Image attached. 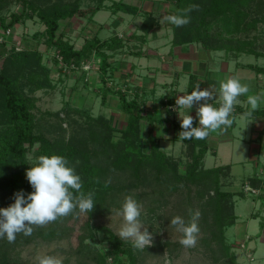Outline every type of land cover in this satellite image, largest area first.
Returning <instances> with one entry per match:
<instances>
[{
	"label": "trees",
	"instance_id": "obj_1",
	"mask_svg": "<svg viewBox=\"0 0 264 264\" xmlns=\"http://www.w3.org/2000/svg\"><path fill=\"white\" fill-rule=\"evenodd\" d=\"M9 0H0V8ZM22 5L21 11H13L9 13V19L0 15V30L3 35L7 29L14 27L16 23L22 22L26 18L36 16L44 25V29L36 36H45V44L48 49L53 50V60L55 63L61 62L59 71L64 68L75 71V68H81L84 58H88L91 54L99 58V88L102 92V101H105L106 93L115 91L118 94L119 104L128 114L126 126L121 128L122 134L126 138L125 141L114 142L105 138V142L112 146L113 160L112 165L124 168L130 166L136 180L140 181L141 170L146 159L151 160V169L154 171V181L150 191L156 193L154 199L157 203L150 208L159 206L162 197L178 194L176 197L177 212L166 216L165 220L171 221L175 216H181L186 223L190 222L192 214L196 212L197 207L200 208V217L198 219L199 233H203L207 228L210 233L208 236L202 237L204 243L211 240L217 241L220 247H227L223 242V228L234 222L235 215L229 210L225 202L228 197H232L233 193L227 190H220V179L218 169L204 168L202 166V158L206 150L203 140L195 138L183 140L190 148L191 161L184 174L178 172L176 163L162 151L155 141V137L151 132L147 133V141L150 146L148 152L142 149L139 137L140 120L142 118L141 108L137 100L128 97V93L122 90H114L107 84V76L109 75L110 63L108 61L109 54L107 51H113L122 46V41L117 39L115 35L108 38L100 39L96 35L84 39L80 48L64 38L63 31H59L60 21L66 18H73L75 15L83 16L85 11L80 7V0H14ZM173 3L172 15L183 14V10L190 5H199V10H193L187 15L190 17V23L182 27H176L171 24L173 32V42L186 43L191 41H200L204 46L209 48H221L233 50L236 52L245 51L255 55H264L251 46V40L239 37L240 33H246L257 28L258 23H264V0H170ZM125 3L121 0H110L109 4H104L102 0L95 3L89 9L88 21L92 20V16L98 10L108 9L111 13L118 10H124ZM141 25L149 27L155 21L153 17H148ZM149 21V22H147ZM219 27L214 30L213 27ZM214 30V33L211 32ZM225 33V34H224ZM4 42H0V48ZM8 54L12 62L20 64L19 73L10 76L0 69V117L5 121L0 129V203L3 202L7 208L14 201V194L24 191V179L26 178V154L31 147L38 142V156L60 155L67 160H71L78 156L81 160V169L86 179L82 182V192L87 195L92 193L96 185L102 182L99 176L106 170L91 160V153L95 151L88 148H82L70 143L55 148V143L51 141L41 131L36 132V114L33 111L36 107V97L34 95H26L18 88V80L26 79L32 84L33 89H49L54 84L48 77V70L42 61V54L37 49L16 48L11 46L6 52L0 55ZM28 74H25L26 71ZM258 71H264V67H257ZM86 70L81 68V74ZM80 74V75H81ZM106 129H112L111 125L104 121ZM194 127V125H193ZM93 142L98 138L92 136ZM135 140V142L133 141ZM134 144V146H133ZM119 145L121 148H118ZM93 154V153H92ZM136 156V159H134ZM172 178V179H171ZM165 185V187L163 186ZM111 187V185H106ZM213 189V194H209V190ZM208 191V192H207ZM167 192V194H166ZM207 192L208 196L205 197ZM147 193V192H146ZM148 194V193H147ZM166 194V195H165ZM27 197V196H25ZM203 197L205 202L202 201ZM103 210L107 209L105 201L100 199ZM207 205V206H206ZM208 207V208H207ZM2 208V207H0ZM214 210V211H213ZM212 217L210 218V212ZM92 212V211H91ZM91 212L89 213L91 215ZM64 218V217H63ZM58 218L55 222L44 226L42 232L51 238L62 237L65 234V228L59 224ZM211 219V221H210ZM89 231L87 236H92V228L102 230L104 234H108L110 247L105 253L94 249L89 243H85V235L78 236L77 251L81 255L87 256L91 254V258L84 260V264L95 262V264H106V255L113 256L114 264H123L122 256L126 257L128 264H137L135 251H141L132 246V241L121 240L119 236L105 225L92 226L86 223ZM206 234V232L204 233ZM32 236V235H31ZM23 233L17 234L14 243H9L5 238L0 242V254L4 258L5 253L11 246L20 242ZM29 237V236H27ZM26 238V237H24ZM28 240V239H26ZM174 244V243H173ZM161 247V242L156 241L144 250H151L150 247ZM5 247V248H4ZM228 250V247H227ZM233 262V261H232ZM200 264H207L205 260Z\"/></svg>",
	"mask_w": 264,
	"mask_h": 264
},
{
	"label": "rangeland",
	"instance_id": "obj_2",
	"mask_svg": "<svg viewBox=\"0 0 264 264\" xmlns=\"http://www.w3.org/2000/svg\"><path fill=\"white\" fill-rule=\"evenodd\" d=\"M98 1L100 0H80V7L85 11V14L83 16L75 15L73 18H66L60 21L58 32L63 31L64 38L68 39L76 48H80L84 42V35H93V29L96 27L87 32L83 31V29L91 25L89 24L91 21H88L89 9ZM102 2L109 4L110 0H102ZM21 8L22 5L20 3L9 0L4 3V6H1L0 15L5 16L8 20L10 12H20ZM108 11L110 12V10ZM108 11L98 10L95 18L99 21L108 20ZM43 29L44 25L36 16L26 18L9 29V33L5 38L6 42L0 48L1 52H7L11 46L19 49L30 48L37 49L42 54V61L46 65L48 77L54 87L34 90L32 84L26 79L19 77L18 80V88L24 94L36 97V107L33 110L36 114L35 131L43 132L45 136L55 143V148L61 146V143L64 145L70 143L94 150L95 153H91L90 160L106 171L99 176L102 183L96 185L92 191L94 207L91 215L89 213L81 214L77 208L68 216L61 217L59 224L65 228V234L62 237L51 238L42 232L44 227L34 226L32 236L21 237L22 240L11 246L5 253L4 258L2 253L0 254V264H37L36 257L41 255L62 257L63 264H84V260L91 258L92 253L87 256L78 253V236L80 235L86 236L84 239L85 243H89L94 249L105 253L110 247L108 234H104L102 230L92 228V236H87L89 231L86 223L91 224L93 227L105 225L118 236V232L124 223L123 217L119 213L122 211V205L127 196H132L143 206L139 218L140 222L151 233L152 243L159 241L162 245L161 247H150L149 249L151 250L146 251L136 250L137 264H200L203 260L207 264H252V260L259 261L263 249H258L255 254L250 253L252 250L250 247H245L244 242L236 241L234 229L231 232H227L230 225H226L223 228V242L227 245L228 250L227 247H220V244L214 240H211L208 244L203 242L202 237L204 238L210 234L207 228H204L206 229V234H204L205 232L198 233L195 247L185 248L179 243L182 234L171 226L169 220H165L168 213L177 212L174 204L178 199L176 197L178 194L169 196L166 192L168 196L162 197L160 205L153 209L150 208L152 205L157 204L154 200L157 197L154 195L156 193L152 194L151 192L150 194V191L153 190L151 185H153L155 175L151 169V160H145L141 170V177L139 178L141 179L140 181L136 180L137 178L133 175L130 166L119 168L112 165L113 148L104 140L108 137L109 140L114 142L125 141L126 138L122 134L121 127L126 126V121L122 122V124L121 122L119 123L120 119L118 120L116 102L108 101V103H105L102 101L100 88L94 86V82H100L99 58L94 61L91 58L82 60L83 62L90 60L93 63L91 67L86 64L87 67L89 66L85 71L88 72L87 74L85 72L81 74V68H75V71L64 68L63 71H59V67L62 64L61 62H54L53 50L47 48L45 36L35 35V33H40ZM213 29L218 30L219 27L216 25ZM214 30H211V32L214 33ZM1 32L2 30H0ZM239 37L251 40V46L264 54V23H258L257 28L249 32L240 33ZM8 57V54L0 55V69L14 77L19 73L20 64L19 62L13 63ZM28 71L25 74H28ZM110 77V75L106 77L109 85H111L110 81H112ZM93 78L95 79L93 80ZM109 93H113L118 97L115 91ZM118 99L116 100L119 101ZM4 121L5 119L0 117V122L3 123ZM104 121H107L113 128L106 129L103 125ZM145 126L146 124L140 120V144L142 149L148 152L150 146L148 145ZM1 127H3L2 124H0V129ZM92 136L98 138V141L95 140L93 142ZM133 141L135 142V140ZM38 147L39 143L36 142L26 154L27 170L34 166L39 157ZM118 148H121V146L119 145ZM162 149L171 160L175 161L178 172L184 174L186 167L191 161L188 145L184 144L170 150L168 145H162ZM134 159H136V156H134ZM68 162V166L74 168L75 173L80 176L81 182H83L86 176L82 172L80 158L76 156L68 160ZM106 185H111V187ZM163 186L165 187V185ZM23 187L25 196L33 191L27 179H24ZM224 188L226 189L221 182L219 189L224 191ZM207 192L205 197L208 196ZM74 194L78 195V193ZM209 194H213V189L209 190ZM2 196L1 194L0 197ZM100 199L105 201L107 209L103 210L104 205L101 206ZM202 201L205 202L204 197ZM233 201L232 197H228L225 202L229 210L232 209L231 211L234 213ZM4 204L1 202L0 207L3 208ZM196 211L200 213V208L197 207ZM213 211L210 212V218L213 216ZM141 231H143V228ZM122 261L123 264H128L125 256H122ZM91 264H95V262L91 261Z\"/></svg>",
	"mask_w": 264,
	"mask_h": 264
},
{
	"label": "crops",
	"instance_id": "obj_3",
	"mask_svg": "<svg viewBox=\"0 0 264 264\" xmlns=\"http://www.w3.org/2000/svg\"><path fill=\"white\" fill-rule=\"evenodd\" d=\"M121 1L126 5L124 10L111 13L103 9L109 12L106 21L97 20L96 11L89 22L91 25L83 31L96 27L93 35L98 38L115 35L122 41L121 47L107 51L108 61H111L110 86L137 100L147 133L151 132L160 149L162 145H168L170 150L186 144L179 139L182 131L179 115H191L194 127L199 126L196 116L199 105L194 104L189 110L180 109L176 105L177 97L190 94L199 84L201 90L213 92L216 99L209 103L219 107L222 81L236 77L248 86L249 92L240 96L234 106L232 126L226 131L210 133L204 139L206 150L202 166L217 167L220 183L226 187L224 190L233 193L236 218L227 232L234 229V238L250 247V253L263 249L261 259L252 260V264H264V98L254 112L247 103L248 96L264 93V71L257 70L264 67V55L209 48L200 41L175 43L171 24L162 22L165 15L173 13L170 0ZM148 17L155 21L144 29L141 25L150 19ZM87 37L91 36L84 35L83 39ZM88 58L98 60L94 54ZM87 62L91 67L93 63ZM99 83L94 82V86L99 87ZM117 98L107 92L104 102H116L118 120L122 124L128 114ZM249 112L251 115H247Z\"/></svg>",
	"mask_w": 264,
	"mask_h": 264
},
{
	"label": "clouds",
	"instance_id": "obj_4",
	"mask_svg": "<svg viewBox=\"0 0 264 264\" xmlns=\"http://www.w3.org/2000/svg\"><path fill=\"white\" fill-rule=\"evenodd\" d=\"M193 10H199V5H190L183 10V14L165 15L162 22L166 21L176 27L185 26L190 23L187 13ZM248 92L247 85L241 84L238 78L231 77L220 83L219 107L209 103L210 100L216 99L213 92L209 89L201 90L199 84L190 94L177 97L176 105L180 109L189 110L194 104L199 105L196 110L198 127H193L191 115L187 113L179 115L182 129L179 139L203 140L210 133L226 131L233 124L231 117L234 106L239 102L238 98ZM262 98L264 93L248 96L247 103L251 112L258 109ZM251 112L247 115H251ZM68 163V160L60 155H42L37 158L34 166L26 171V178L33 191L27 197L23 191L15 193V202L7 208H0V239L6 237L9 243H14L17 234L31 236L34 226L44 227L58 218L68 216L77 208L81 214L93 210V193L89 192L85 195L81 191V178L75 173L74 168L68 166ZM142 208L137 200L127 196L119 213L124 221L118 232L119 238L132 241V246L138 250H144L152 245V235L139 219ZM199 216V211H196L188 223L181 216H175L170 221L171 226L182 234L179 243L185 248L196 246L200 231L197 223ZM36 259L37 264H63V258L59 256L41 255Z\"/></svg>",
	"mask_w": 264,
	"mask_h": 264
},
{
	"label": "built area",
	"instance_id": "obj_5",
	"mask_svg": "<svg viewBox=\"0 0 264 264\" xmlns=\"http://www.w3.org/2000/svg\"><path fill=\"white\" fill-rule=\"evenodd\" d=\"M9 33V29H7L5 31V33L3 35H0V42H6L5 38H6V35ZM86 64H89L88 62H82L81 63V68L84 69V70H87V65ZM171 108H173V106H170ZM105 263L106 264H114L113 262V256L111 255H106L105 257Z\"/></svg>",
	"mask_w": 264,
	"mask_h": 264
}]
</instances>
